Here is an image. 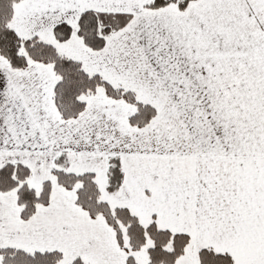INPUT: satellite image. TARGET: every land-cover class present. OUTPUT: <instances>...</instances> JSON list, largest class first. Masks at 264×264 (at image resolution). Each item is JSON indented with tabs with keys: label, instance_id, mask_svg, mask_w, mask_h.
<instances>
[{
	"label": "snow or ice",
	"instance_id": "6c2138e0",
	"mask_svg": "<svg viewBox=\"0 0 264 264\" xmlns=\"http://www.w3.org/2000/svg\"><path fill=\"white\" fill-rule=\"evenodd\" d=\"M0 264H264V0H0Z\"/></svg>",
	"mask_w": 264,
	"mask_h": 264
}]
</instances>
